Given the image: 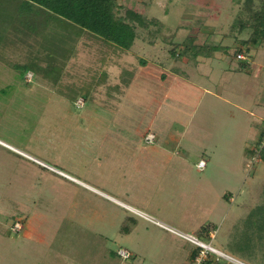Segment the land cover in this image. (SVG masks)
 <instances>
[{"label":"rangeland","instance_id":"1","mask_svg":"<svg viewBox=\"0 0 264 264\" xmlns=\"http://www.w3.org/2000/svg\"><path fill=\"white\" fill-rule=\"evenodd\" d=\"M134 1L160 25L130 51L0 20V140L45 165L0 145V264H190L198 246L138 210L264 264V42L234 34L264 0H219L218 18L192 0ZM192 36L214 57L171 54Z\"/></svg>","mask_w":264,"mask_h":264},{"label":"trees","instance_id":"2","mask_svg":"<svg viewBox=\"0 0 264 264\" xmlns=\"http://www.w3.org/2000/svg\"><path fill=\"white\" fill-rule=\"evenodd\" d=\"M192 1L198 3L205 11L216 14L214 18L220 17L222 4L219 0ZM4 2H9L14 7L12 13L7 12ZM0 7H3L0 9V20L11 23L21 32L25 28L29 31H37L42 28L44 31L52 23L58 22L63 26L76 27L81 32H89L124 51L131 50L138 39L140 30H148L151 26L160 25L158 18L147 17L145 9L141 8V5L134 0H121V3L118 0H0ZM247 13L249 17L242 22L234 34H237L238 31L239 34L246 31L250 32L249 37L242 40L243 46L249 49L264 42V3H262L259 11L250 10ZM189 39V42L182 44V53L177 52L178 44L170 51L175 58H181L182 54L197 58L209 50L207 45H196L195 36ZM213 51L209 50L210 55H213ZM241 65L244 67L246 64ZM19 68L27 70L25 65H21ZM263 136L264 129L260 135V140ZM261 158L264 161V150ZM123 226L124 230L125 223ZM125 232L130 233L131 230L130 232L125 230ZM200 251L201 248L198 247L190 255V264ZM221 259L225 258L219 257L216 262L209 258L204 264H223ZM224 264H228V261L226 260Z\"/></svg>","mask_w":264,"mask_h":264},{"label":"built area","instance_id":"3","mask_svg":"<svg viewBox=\"0 0 264 264\" xmlns=\"http://www.w3.org/2000/svg\"><path fill=\"white\" fill-rule=\"evenodd\" d=\"M237 59L240 60V61H248L249 57H248V54L245 52V51H242V52H239L237 54ZM29 77H32V74H29L28 75V78ZM264 150V136L261 140H259V144L258 146L255 147V150H254V156L253 158L254 159H258V158H261V155H262V152ZM206 167V161L202 160L198 163V168L200 170H203L205 169ZM158 223V222H157ZM159 225H161L162 227H165L166 229L176 233L177 235H180L182 237H184L185 239H187L188 241H191L192 243H194L195 245H197L198 247L201 248V251L199 253V255L194 259V261L192 262V264H204L208 259H209V255L211 254H216L219 256V252H220V255L223 256V258H225L227 261H228V264H246V263H243L229 255H226L224 253H221V251H218L216 250L215 248H213L212 246H209L207 243L199 240L195 235H192V234H185V233H182L180 231H177L171 227H168L166 225H163V224H160L158 223ZM20 226V223H16L15 226L13 227V230L15 232H17L18 228ZM118 255L120 257H122L123 259H129L131 258V254L128 253V251L126 250H120L118 251Z\"/></svg>","mask_w":264,"mask_h":264},{"label":"crops","instance_id":"4","mask_svg":"<svg viewBox=\"0 0 264 264\" xmlns=\"http://www.w3.org/2000/svg\"><path fill=\"white\" fill-rule=\"evenodd\" d=\"M196 44V43H195ZM212 56V55H211ZM191 57V56H190ZM200 57H206V56H199V57H197V58H193L195 61L197 60V59H199ZM212 57H214V56H212ZM206 58H211L210 56L209 57H206ZM188 59V58H187ZM234 58H232V60H233ZM235 60H237V61H239L241 64H245V63H247L246 61H240V60H238L237 58H235ZM188 61H191V60H188ZM198 62V61H197ZM0 145H2V146H4L5 148H7V149H9V150H11L12 152H14L15 154H18V155H21L22 156V160H24V159H31V160H33V161H35V162H38V163H40V164H42L43 162H41V161H39V160H37L35 157H33V156H31V155H29V154H27V153H25V152H23L22 150H20V149H18V148H16V147H14L13 145H10V144H8V143H6V142H4V141H2V140H0ZM7 145H9V146H11L12 148H9V147H7ZM44 164V163H43ZM42 164V165H43ZM43 166H45V165H43ZM47 167V166H46ZM63 175H65V176H67V177H69L68 175H66V174H64V173H62ZM71 178V177H70ZM140 212V213H139ZM137 214H139L140 216H142L143 218H146V219H150V220H152L155 224H157L158 226H161V225H159L158 223H160V224H163V225H166V224H164L163 222H161V221H159V220H157V221H154L155 219H153L152 217H150L149 215H147V214H145V213H142L141 211H139L138 210V212H137ZM158 222V223H157ZM137 224H136V226H135V228L134 229H137ZM166 226H168V225H166ZM170 227V226H169ZM133 230H131V232H132ZM215 236V234H214V232L212 233V237H214Z\"/></svg>","mask_w":264,"mask_h":264}]
</instances>
